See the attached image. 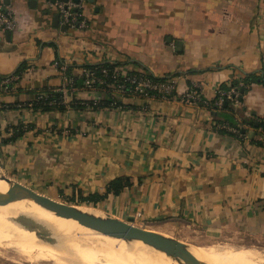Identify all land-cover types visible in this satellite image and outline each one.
<instances>
[{
    "label": "crops",
    "instance_id": "0c3cea01",
    "mask_svg": "<svg viewBox=\"0 0 264 264\" xmlns=\"http://www.w3.org/2000/svg\"><path fill=\"white\" fill-rule=\"evenodd\" d=\"M49 0H10L0 32V157L8 171L140 225L264 246V0H82L89 25L63 28ZM79 77L115 62L176 82L172 95L61 91L56 60ZM252 75L234 109L203 99ZM61 93L50 108L40 95ZM116 184V185H115ZM149 229H154L149 227Z\"/></svg>",
    "mask_w": 264,
    "mask_h": 264
},
{
    "label": "bare ground",
    "instance_id": "6f19581e",
    "mask_svg": "<svg viewBox=\"0 0 264 264\" xmlns=\"http://www.w3.org/2000/svg\"><path fill=\"white\" fill-rule=\"evenodd\" d=\"M0 255L17 263L35 264H176L166 254L141 241L128 242L106 235L99 229L77 220L56 215L33 200L20 199L0 179ZM83 208L93 206L78 204ZM20 215L29 218L34 231L22 228L10 220ZM45 221L51 233L43 234L35 224ZM152 233V230H151ZM164 245L208 264H264V250L221 246L222 256L213 249L180 248L164 241V236L152 233ZM167 238V237H166Z\"/></svg>",
    "mask_w": 264,
    "mask_h": 264
},
{
    "label": "built area",
    "instance_id": "2783aa9c",
    "mask_svg": "<svg viewBox=\"0 0 264 264\" xmlns=\"http://www.w3.org/2000/svg\"><path fill=\"white\" fill-rule=\"evenodd\" d=\"M50 6L58 10L61 21L70 28H83L89 25V18L84 10L82 0H49ZM17 26L16 14L9 8H6L3 3H0V32L3 36L6 35L8 30L12 31ZM58 68L63 74L64 83L61 91L67 93L75 90L78 87L77 76L70 70L67 61L58 59L56 60ZM102 73H98L95 68L86 67L81 74L84 86L92 90H98L99 93L95 96L94 102L99 103L102 99L107 97L106 91L108 87L113 89L115 93L119 94H145L149 95L155 91L156 94L162 96L172 95L176 90V82L170 78H154L148 73L138 72L129 73L121 70L120 67L115 69L103 67ZM21 77V74L4 75L0 77V83L7 85ZM240 89L236 86L230 89H220L217 91L214 104L217 107H223L226 99L237 104L240 102ZM42 96V95H40ZM186 98L198 97L203 102L209 103V99H203L198 87L188 91L185 95ZM56 98L50 100L51 103L55 102Z\"/></svg>",
    "mask_w": 264,
    "mask_h": 264
},
{
    "label": "water",
    "instance_id": "95a60500",
    "mask_svg": "<svg viewBox=\"0 0 264 264\" xmlns=\"http://www.w3.org/2000/svg\"><path fill=\"white\" fill-rule=\"evenodd\" d=\"M4 3L9 4L10 0H4ZM4 6L6 7V5ZM59 22L60 16L59 14H56L55 23L59 24ZM63 28L66 29L67 26L64 25ZM10 33L11 31L8 30L7 34ZM0 179L6 181L8 188L12 189L20 199L33 200L46 209L53 211L58 216L77 220L81 224L99 229L100 232L106 235L123 238L131 243L141 241L144 244L153 246L164 252L166 256L176 262V264H208L205 261L196 260L181 251L164 245L145 227L133 224L113 213L94 206L93 208H83L76 203H68L36 190L32 186L23 183L20 179L10 175L1 157ZM0 205L3 204L0 203ZM10 220L29 231L36 230L34 223L29 218L15 215L11 216ZM35 224L38 226L41 233H51L52 229L47 226L45 221H39Z\"/></svg>",
    "mask_w": 264,
    "mask_h": 264
},
{
    "label": "rangeland",
    "instance_id": "374dc122",
    "mask_svg": "<svg viewBox=\"0 0 264 264\" xmlns=\"http://www.w3.org/2000/svg\"><path fill=\"white\" fill-rule=\"evenodd\" d=\"M10 175L14 176L12 171H8ZM15 177V176H14ZM25 183L24 181H22ZM37 190V189H36ZM40 191V190H38ZM42 192V191H40ZM58 199L66 201L68 203H73V202H81L83 200H78L72 197H69L67 195H61L58 197ZM133 223V222H132ZM136 225H140L138 223H133ZM142 227H145L147 230H149L152 233L156 232L158 234H161L164 236V241L167 243H170L178 246L180 248H190V249H205V248H210L215 251V253H218L219 256H222L224 254V250L221 249V246H228L229 248H240V249H254V250H264L263 245H252V244H247L244 242H238V240H233V239H228V238H223L221 237L220 239H212L208 238L205 235L198 234V235H193V233H188L186 235L183 234H178V233H173L168 230H162L160 228H157L155 226L147 225V224H142L140 225ZM149 227H152L154 229H149ZM167 237V238H166ZM0 264H35L33 262H26V263H17L14 262L10 259H7L6 257H3L0 255Z\"/></svg>",
    "mask_w": 264,
    "mask_h": 264
},
{
    "label": "trees",
    "instance_id": "16d2710c",
    "mask_svg": "<svg viewBox=\"0 0 264 264\" xmlns=\"http://www.w3.org/2000/svg\"><path fill=\"white\" fill-rule=\"evenodd\" d=\"M24 65V64H23ZM22 65V66H23ZM17 70V72L15 74H21V67ZM88 67H92V68H95L98 73H102V68L103 67H107V68H111L112 70L115 69V67H119L117 63L115 62H109V61H104V62H100V63H95V64H90L88 65ZM139 71H129V73H138ZM149 75H151L152 77L154 78H164V77H158L152 73H148ZM4 75H0V77H2ZM257 80L256 77L252 76V75H249V77H246L245 78V81L243 84H239V83H233L231 86L227 87L226 89H230L231 87L233 86H236L240 89L241 93H240V96H239V100H242L243 98V95H244V92L249 89V83L253 82ZM261 80L264 82V77L262 76L261 77ZM16 81V80H15ZM11 82V83H8L7 85H5V83L1 84L0 85L2 86H11L14 84V82ZM77 83L78 84H83V78L82 77H77ZM225 89V90H226ZM152 93H155V91H151ZM106 94H107V97H105L104 99H102L99 103H97L98 105H108V104H111L113 102H120L121 99H120V95L121 96H125L127 94H119V93H115L113 91V89H111L110 87H108L107 91H106ZM217 96V94H216ZM61 93L60 92H51L50 94H47V95H42L39 99L40 103H36L37 105H42L44 107H47V108H50L56 104H60L61 102ZM53 98H56L55 99V102L51 103L50 100L53 99ZM216 98V97H215ZM215 98L212 99V100H209V103H207L208 105H211V106H215L217 107L215 104H214V101H215ZM203 102V101H202ZM219 108H230V109H234V103L231 102L230 99H226L223 107H219ZM257 123L258 126H264V119H259V120H254L252 122H255ZM116 185V184H115Z\"/></svg>",
    "mask_w": 264,
    "mask_h": 264
}]
</instances>
